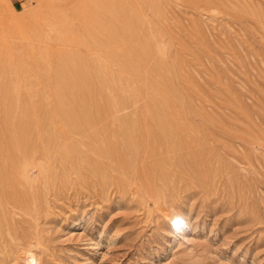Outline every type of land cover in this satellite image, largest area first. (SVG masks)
Masks as SVG:
<instances>
[{
    "label": "rangeland",
    "instance_id": "374dc122",
    "mask_svg": "<svg viewBox=\"0 0 264 264\" xmlns=\"http://www.w3.org/2000/svg\"><path fill=\"white\" fill-rule=\"evenodd\" d=\"M0 143V264H264V0H0Z\"/></svg>",
    "mask_w": 264,
    "mask_h": 264
},
{
    "label": "bare ground",
    "instance_id": "6f19581e",
    "mask_svg": "<svg viewBox=\"0 0 264 264\" xmlns=\"http://www.w3.org/2000/svg\"><path fill=\"white\" fill-rule=\"evenodd\" d=\"M112 1H113V0H112ZM119 2H120V1H119ZM114 6H115V5H114ZM110 7H111V5H110ZM122 8H123V7H122ZM106 9H107V8H106ZM110 9H111V8H110ZM118 9H119V8H118ZM126 9H127V8H126ZM104 10H105V9H104ZM106 11H107V10H106ZM113 11H114V10H113ZM116 12H117V11H116ZM105 13H106V12H105ZM112 13H114V12H112ZM97 14H98V13H97ZM99 14H100V13H99ZM102 15H103V14H102ZM107 15H108V14H107ZM107 15H105V16H107ZM111 15H112V14H111ZM99 16H100V15H99ZM99 18H100V17H99ZM106 18H107V17H106ZM120 19H121V18H120ZM109 21H110V20H109ZM115 21H116V20H115ZM102 22H103V21H102ZM110 23H111V22H110ZM105 25H106V24H105ZM95 28H96V27H95ZM99 28H100V27H99ZM90 29H91V28H90ZM90 29H89V30H90ZM109 29H110V27H109ZM111 29H112V28H111ZM94 30H95V29H94ZM91 32H92V31H91ZM92 33H94V32H92ZM96 33H99V32H96ZM100 34H101V33H100ZM111 105H112V104H111ZM9 111H10V110H9ZM20 112H21V111H20ZM151 115H152V114H151ZM18 119H19V118H18ZM25 119H26V118H25ZM26 121H27V120H26ZM68 121H69V120H68ZM19 122H20V121H19ZM31 122H32V121H31ZM60 122H61V121H60ZM13 123H14V122H13ZM68 123H69V122H68ZM104 123H105V122H104ZM17 124H18V123H17ZM33 124H34V123H33ZM35 124H36V123H35ZM75 124H76V122H75ZM67 125H68V124H67ZM83 125H84V124H83ZM5 126H6V125H5ZM42 126H43V125H42ZM80 126H81V125H80ZM103 126H104V125H103ZM74 127H75V126H74ZM2 128H3V127H2ZM71 128H72V127H71ZM96 128H97V127H96ZM33 129H34V128H33ZM9 131H10V130H9ZM66 131H67V130H66ZM98 131H100V130H98ZM1 133H2V132H1ZM58 133H59V132H58ZM118 133H119V132H118ZM3 134H4V133H3ZM30 134H31V133H30ZM109 134H111V133H109ZM112 134H113V133H112ZM9 135H10V134H9ZM36 135H37V134H36ZM99 135H100V134H99ZM119 135H120V134H119ZM119 135H118V138H117V139H119ZM122 135H123V134H122ZM163 135H164V134H163ZM37 136H38V135H37ZM90 136H92V135H90ZM106 136H107V135H106ZM113 136H114V134H113ZM128 136L130 137L129 134H128L126 137H128ZM21 137H22V136H21ZM34 137H35V136H34ZM95 137H96V135H95ZM95 137H94V138H95ZM99 137H101V135H100ZM108 137H109V136H108ZM110 137H112V136H110ZM139 137H140V136H139ZM4 138H5V137H4ZM96 138H98V137H96ZM96 138H95V140H94L93 137H92V138L90 137V138H89V139H90V142L93 144L92 141H94V142H95L94 144L97 145L98 143L96 142ZM102 138H103V136H102ZM46 139H47V138H46ZM57 139H58V138H57ZM99 139H100V138H99ZM112 139H113V137H112ZM112 139H111V140H112ZM115 139H116V138H114V141H115ZM124 139H125V137H124ZM126 139H127V138H126ZM136 139H137V136H136ZM138 139H139V138H138ZM140 139H141V138H140ZM87 140H88V139H87ZM91 140H92V141H91ZM104 140H105V139L103 138V139H102L103 142H102L100 145L93 146V147H94L93 149H94V150H97V151H100L101 154H102V153H108V152H109V151L106 152V150H104V148H103V147H105L104 144H103V143H104ZM121 140H122V139H121ZM131 140H132V139H131ZM131 140H130L129 143H128V144H130V145H131ZM143 140H144V139H143ZM46 141H47V140H46ZM100 141H101V140H100ZM100 141H98V142H100ZM118 141L120 142V139H119ZM125 141H126V140H125ZM12 142H13V141H12ZM107 142H108V140H107L105 143H107ZM138 142H139V141H138ZM143 142H144V141H143ZM10 143H11V142H10ZM22 143H23V142H22ZM86 143H89V140H88V142H86ZM91 143H90V144H91ZM96 143H97V144H96ZM115 143H117V142H115ZM115 143H114V144H115ZM126 143H127V142H126ZM136 143H137V142H136ZM0 144H1V143H0ZM64 144H65V142H64ZM90 144H89L87 147H88V149L92 152V150H91L90 147H89ZM111 144H112V143H111ZM147 144H148V143H147ZM227 144H228V143H227ZM230 144H231V143H230ZM7 145H8V143H7ZM32 145H33V144H32ZM42 145H43V144H42ZM101 145H102V147H100ZM106 145H107V144H106ZM108 145H109L108 147H110V144H108ZM112 145H113V144H112ZM116 145H118V144H116ZM120 145H121V144H120ZM124 145H125V144H124ZM124 145H122V146H124ZM183 145H184V144H183ZM98 146H99L100 148H103V149H101L102 151H101L100 149L98 150V148H99ZM118 146H119V145H118ZM122 146H121V147H122ZM137 146H138V145H137ZM157 146H158V145H157ZM223 146H224V145H223ZM226 146H227V145H226ZM229 146H230V145H229ZM12 147H13V146H12ZM91 147H92V145H91ZM95 147H98V148L95 149ZM108 147H106V149H107ZM116 147H117V146H116ZM116 147L113 145L114 150L116 149ZM164 147H165V146H164ZM59 148H60V147H59ZM113 148H112V149H113ZM117 148H118V147H117ZM134 148H135V147H134ZM148 148H149V146H148ZM148 148H147V150H149ZM153 148H154V147H153ZM155 148H156V147H155ZM230 148H231V147H230ZM112 149L110 148L111 151H112ZM118 149H119V148H118ZM124 149H126V148L124 147ZM128 149H129V147H128ZM128 149H127V150H128ZM135 149H136V148H135ZM137 149H138V147H137ZM231 149H232V148H231ZM238 149H239V148H238ZM242 149H243V148H242ZM57 150H58V149H57ZM64 150H65V149H64ZM103 150H104V151H103ZM155 150H156V149H155ZM155 150H153V151H155ZM228 150H230V149L228 148ZM51 151H52V150H51ZM90 151H88V152L91 153ZM97 151H94V153H96ZM115 151H116V150H115ZM237 151H238V150H237ZM57 152H58V151H57ZM100 152H97V156L101 155ZM139 152H140V151H139ZM141 152H142V151H141ZM146 152L148 153V151H146ZM233 152H234V151H233ZM33 153H34V152H33ZM42 153H43V152H42ZM50 153H51V152H50ZM50 153H49V154H50ZM115 153H116V152H115ZM117 153H118V151H117ZM137 153H138V152H137ZM238 153H239V152H238ZM238 153H237V154H238ZM4 154H5V153H4ZM28 154H29V153H28ZM55 154H56V153H55ZM77 154H78V153H77ZM98 154H99V155H98ZM108 154H110V153H108ZM132 154H133V153H132ZM141 154H142V153H141ZM22 155H23V154H22ZM50 155H51V154H50ZM53 155H54V154H53ZM91 155H92V154H91ZM91 155H90V159H91V157H92V160H93V157H94L95 155H94V156H91ZM102 155H103V154H102ZM111 155H112V154H111ZM116 155H117V154H116ZM118 155H119V153H118ZM254 155H255V154H254ZM45 156H46V155H45ZM119 156H120V155H119ZM19 157H20V156H19ZM106 157H108V156L106 155ZM111 157H112V156H111ZM121 157H124V156L121 155ZM88 158H89V156H88ZM97 158H98V157H97ZM100 158H101V157H100ZM127 158H128V157H127ZM1 159H2V158H1ZM90 159H89V160H90ZM104 159H105V158H104ZM95 160H96V159H95ZM95 160H94V161H95ZM117 160H118V159H117ZM128 160H129V159H128ZM239 160H240V158H239ZM244 160H245V159H244ZM76 161H77V160H76ZM246 161H247V160H246ZM58 162H59V161H58ZM248 162H249V161H248ZM250 163H251V162H249V164H250ZM88 165H89V164H88ZM88 165H87V166H88ZM241 165H242V164H241ZM40 166H41V165H40ZM43 167H44V165H43ZM94 167H95V166H94ZM1 168H2V167H0V170H1ZM41 168H42V167H41ZM2 169H3V168H2ZM4 169H5V168H4ZM6 169H7V168H6ZM12 169H13V168H12ZM143 169H144V168H143ZM17 170H18V169H17ZM45 170H46V169H45ZM255 170H256V169H255ZM9 171L12 172L11 170H7V172H9ZM13 171H15V170H13ZM10 172H9V173H10ZM18 172H19V171H18ZM21 172H22V171H21ZM88 172H89V171H88ZM91 172H92V171H91ZM9 173H8V174H9ZM12 173H13V172H12ZM43 173H45V172H43ZM99 173H100V172H99ZM256 173H257V172H256ZM1 174H2V173H0V175H1ZM15 174H16V172H15ZM22 174H23V173H22ZM92 174H93V172H92ZM92 174H91V175H92ZM4 175H5V173H4ZM11 175H13V174H11ZM5 176H6V175H5ZM95 176H96V175H95ZM10 177H12V176H10ZM59 178H60V177H59ZM4 180H8V181H9V179H7L6 177H5ZM0 181H1V183H2V180H0ZM8 181H5V182H7L8 185H9V182H10V181H9V182H8ZM10 183H11V182H10ZM89 183H90V182H89ZM10 185H12V183H11ZM10 185L7 187V190L11 188ZM4 186H6V185H4ZM4 186H3V187H4ZM12 186H13V185H12ZM32 186H34V185H32ZM42 186H43V185H42ZM3 187L0 186V189H1V188L3 189ZM9 187H10V188H9ZM12 188H13V187H12ZM12 188H11V189H12ZM33 188H34V187H33ZM2 189H1V190H2ZM5 189H6V188H5ZM11 189H10V191H11ZM1 190H0V191H1ZM3 190H4V189H3ZM12 190H15V189H12ZM35 190H36V189H35ZM4 191L6 192V190H4ZM8 191H9V190H8ZM61 191H62V190H61ZM19 192H20V191H19ZM0 193H1V192H0ZM6 193H7V192H6ZM8 193H9V192H8ZM10 193H11V192H10ZM15 193H16V192H15ZM11 194H13V193H11ZM5 195H6V196H5V198H6V197H7V194H5ZM22 195H23V194H22ZM26 195H28V194H26ZM12 196H14V195H11L10 197H12ZM2 197H3V195H2ZM20 197H21V196H19V198H18V197L15 198L17 201H18V199H19V201L17 202V201L15 200V201L13 202V205H14V204H17V207H18V203L20 204ZM28 197H29V196H28ZM5 198H4V199H5ZM13 198H14V197H13ZM24 198H25V197L23 196V198H21V200L24 199ZM0 199H2V200L4 201L3 198L0 197ZM6 199H7V198H6ZM6 199H5V201H6ZM8 199L11 200L12 198H9V197H8ZM13 200H14V199H13ZM25 200H26V199H25ZM11 201H12V200H11ZM23 201H24V200H23ZM6 202H8V201H6ZM6 202H4V203H6ZM27 202H28V201H27ZM34 202H35V200H34ZM34 202H33V204H34ZM2 203H3V202H2ZM9 203H10V202H9ZM11 204H12V203H11ZM24 204H26V202H24ZM35 204H36V203H35ZM35 204L33 205V207L35 206ZM20 205H21V204H20ZM22 205H23V202H22ZM22 205H21V206H22ZM5 206H6V204H5ZM5 206H4V207H5ZM7 206H8V205H7ZM9 206H11V205H9ZM23 206H24V205H23ZM12 207H13V206H12ZM25 207H26V206H25ZM6 208L8 209V207H6ZM20 208H21V207H20ZM9 209H10V208H9ZM13 209H14V208H13ZM16 210H17V209H16ZM1 211L3 212V208H2ZM8 212H9V211H8ZM3 213H4V212H3ZM9 213H10V212H9ZM9 213H8V214H9ZM11 213H12V212H11ZM13 214H14V213H13ZM15 214H16V213H15ZM4 215H5V214H4ZM9 215H10V214H9ZM11 215H12V214H11ZM5 216H7V215H5ZM8 217H9V216H8ZM10 217H11V216H10ZM11 218H13V217H11ZM9 220H11V219H9ZM20 220H21V219H20ZM26 220H27V219H26ZM26 220H24V221H26ZM21 222H22V221H21ZM9 223H10V222H9ZM25 223H26V222H25ZM16 224H17V223H16ZM20 224H21V223H20ZM26 224H27V223H26ZM12 225H14V223H13ZM24 225H25V224H24ZM28 227H29V226H28ZM20 228H21V227H20ZM12 230L14 231V228H13V227H12ZM15 231H17V230L15 229ZM15 231H14V232H15ZM14 232H12V233H14ZM7 233H8V232H7ZM16 233H17V232H15V235H14V236L17 235ZM30 234H32V233H30ZM32 235H33V234H32ZM9 236H10V235H9ZM21 238H22V236H21ZM25 238H27V237H25ZM8 246H9V245H8ZM9 247H10V246H9ZM4 250H6V249H4ZM11 257H12V256H11Z\"/></svg>",
    "mask_w": 264,
    "mask_h": 264
},
{
    "label": "crops",
    "instance_id": "0c3cea01",
    "mask_svg": "<svg viewBox=\"0 0 264 264\" xmlns=\"http://www.w3.org/2000/svg\"><path fill=\"white\" fill-rule=\"evenodd\" d=\"M17 3H22L24 2L25 0H15Z\"/></svg>",
    "mask_w": 264,
    "mask_h": 264
}]
</instances>
